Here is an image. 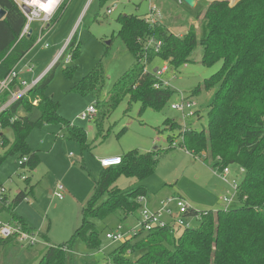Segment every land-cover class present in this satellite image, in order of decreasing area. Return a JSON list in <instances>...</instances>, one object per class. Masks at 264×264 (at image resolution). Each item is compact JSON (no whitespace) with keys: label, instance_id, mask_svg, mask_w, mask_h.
<instances>
[{"label":"trees","instance_id":"trees-1","mask_svg":"<svg viewBox=\"0 0 264 264\" xmlns=\"http://www.w3.org/2000/svg\"><path fill=\"white\" fill-rule=\"evenodd\" d=\"M106 1L101 0V3ZM230 2L235 4L230 5ZM230 2L208 1L196 16L200 20L199 32L192 24L183 35L174 34L160 21L148 22L147 14L118 17L117 35L133 54L135 63L115 83L106 105L115 107L129 96L131 102L141 103L140 113L148 107L157 111L163 109L176 91L170 87L157 88L159 78L153 68L145 72L146 63L160 58L168 61L169 70L178 71L193 62V53L200 45L202 64L212 66L222 60L221 68L203 83L206 90L217 88L208 105V130L197 131L190 125L182 131V123L170 118L164 121V130L172 133L169 135L172 143L176 135H183V147L194 156L212 161L214 168L238 165L241 177L239 206L217 210L192 207L188 214L197 216V226L185 228L179 234L162 226L142 237L135 235L119 243L111 253L114 264H264V0ZM0 7L6 11L0 19V80H3L39 34L33 31L21 35L26 19L14 0H0ZM65 7L66 4L52 22L61 16ZM150 38L161 41L159 52L146 50ZM76 39L77 34L65 54ZM53 69L46 71L26 95L0 113V166L8 156L18 155L19 160L28 157L22 166L34 170L41 159L27 138L33 128L45 123L63 125L67 139L77 141L82 149L90 148L86 130L68 123L58 113L53 97L45 92L53 78ZM103 74L99 65L76 84V89L96 94L104 80ZM21 88L20 79L14 78L9 88L3 90L0 101H6L12 92ZM200 89L201 86L197 87L194 94ZM22 108L29 114L17 115ZM35 111L39 116L33 120ZM3 129L12 132L11 140ZM97 129H101L100 123ZM121 158L120 164L103 167L95 180L94 194L82 209L81 225L73 237L62 244H49L36 264H67L76 239H82L90 248L100 245V232L93 219L104 220L122 211L123 222L140 209L139 197L149 195L148 187L138 185L124 189L115 182L121 176L142 181L153 174L158 166L156 154L133 149ZM25 181L28 185L16 194L7 208L11 210V221L18 222L26 231H35L23 217L14 213L19 202L33 191L30 181L27 178ZM4 200L7 201L6 196ZM39 236L49 239L47 233L41 231ZM17 241L15 237L0 236V249ZM139 250L145 252L133 259L132 254Z\"/></svg>","mask_w":264,"mask_h":264},{"label":"rangeland","instance_id":"rangeland-1","mask_svg":"<svg viewBox=\"0 0 264 264\" xmlns=\"http://www.w3.org/2000/svg\"><path fill=\"white\" fill-rule=\"evenodd\" d=\"M152 1L160 10L156 17L178 35L185 34L192 24L199 32L200 20H197L196 16L210 0H199L200 4L195 7L188 5L184 0ZM115 4L113 12L108 13V8ZM149 5V0H107L104 3H101V0H70L57 30L54 31L67 33L74 21L78 20L77 27L69 39L71 41L77 34L76 41L59 63L53 62L49 66V69L54 68V75L45 92L53 97L58 113L68 123L86 130L90 148L82 149L80 143L67 139L63 125L45 123L42 127L33 128L27 138L30 147L41 159L34 170L30 171L20 165L18 155L8 156L0 166V183L8 190L7 201L0 200V208L3 206L8 210L0 211L2 223H8L11 218V210L7 206H10L18 191L28 185L22 175L27 176L33 186V191L28 193L27 198L19 202L14 210V213L23 217L31 227L47 233L49 238L45 240L42 236L39 237L31 255L42 253L43 248L49 244H62L73 237L81 225L82 209L94 194L95 180L103 170L100 164L101 153L124 155L130 150L138 149L143 153L156 154L158 166L153 174L142 181L121 176L115 182L120 188L147 186L155 203L161 197L181 194L191 207L198 210L227 207L220 200L222 190L217 189L218 185L224 186L225 183L219 177V170L213 167L212 161H205L187 151L182 144L183 135H176L173 143L170 142L169 135L172 133L164 130V121L167 118L177 120L182 117L180 111L171 107L179 102L181 93L192 96L198 105H202V118L192 119L194 128L197 131L203 128L208 130V105L217 88L206 90L203 83L221 68L222 60L212 66L202 64L201 46L198 45L193 53V62L183 65L178 71L169 70L164 76V80L169 81V87L176 93L159 111L148 107L140 113L141 103L131 102L129 96L115 107L106 105L108 94L115 83L135 63L133 54L117 35L120 27L118 17L122 14L143 16L149 12ZM39 26L40 22H33L32 31L28 35L33 31L37 34ZM54 32L35 42L13 68L19 73V79L24 76L29 79L25 80L31 82L32 77H37L51 62L52 56L60 47V44H56L58 40ZM67 58L69 61H66ZM163 64L160 58H156L149 67H162ZM99 65L103 68L104 80L96 94L78 91L76 84ZM199 86L201 89L194 94ZM2 92L0 91V95ZM18 99L13 100L11 94L6 101H0V113ZM90 104L96 105L95 118L82 119L80 114ZM27 114L29 112L22 108L17 115ZM38 116L37 111L32 113L33 120ZM97 123H100L101 129H97ZM2 132L12 137L9 129H3ZM172 136L175 137V134ZM230 171L231 179L240 180L238 165L230 166ZM58 182L64 187L62 199L50 195V190ZM148 202V207L154 209L155 206H150V201ZM239 205L240 201L236 197L228 207ZM139 216L140 210L122 222V211H117L104 220L93 219L100 232V245L90 248L82 239H76L72 251L68 254L67 264H114L111 253L119 243L107 239L106 232L120 224L123 225L124 231L130 230L137 226ZM190 225L195 227L198 221L193 219ZM145 234L146 232H142L138 235L142 237ZM10 250V247L0 249V264L11 263V259L4 258L9 255ZM144 252L145 250H139L131 257L136 260Z\"/></svg>","mask_w":264,"mask_h":264},{"label":"built area","instance_id":"built-area-1","mask_svg":"<svg viewBox=\"0 0 264 264\" xmlns=\"http://www.w3.org/2000/svg\"><path fill=\"white\" fill-rule=\"evenodd\" d=\"M14 2L20 7L26 19L21 35L23 36L30 33V30L32 29V23L38 21L40 22L41 27L38 30L39 36L36 42H39L44 37L46 26L52 23L55 16L59 13V11L62 9L64 4L69 2V0H61L60 4L55 9V11L50 14L42 11L36 0H14ZM42 2H46V0H42ZM149 2H150L149 12L147 13L146 20L151 23H156L157 21H159V19L156 16L160 14V10L153 3L152 0H149ZM115 7L116 4L112 8H108V13H112ZM70 42L71 41L68 40L65 46L59 50L57 56L54 58L52 63L53 62H56V64L59 63V61L67 55L65 54V51L68 45L70 44ZM46 46H48V44ZM160 46H161V41L156 40L155 38H150L147 41V45L145 48L146 50L151 48L155 52H159ZM66 61H69V59L67 58ZM163 62L164 64L162 65V67L157 68L156 72H154L153 69V72L159 78V82H157L155 85L157 88L169 87V81L164 80V76L169 71L168 61H163ZM150 69L152 68L149 67L148 63H146L144 68L145 72L149 71ZM43 75L44 74L38 75L37 77L32 79L31 82H28L27 80L20 78L22 88L11 93L13 100H16L26 95V93L37 84V82L41 79ZM18 76L19 73L15 69H13L7 75V77H5L3 80H0V91L8 89L10 82L14 78H18ZM171 107L172 109L181 112L183 130H186L190 126L189 120L200 118L199 105L197 101L192 98V96H188L185 95L184 93H181L179 102L172 104ZM95 115H96V105L90 104L87 107V109L80 114V117L82 119H94ZM27 160L28 157L26 156L20 159L19 160L20 165H22L23 162ZM121 160H122L121 156H117V155L106 156L100 158V164L102 167H109L120 164ZM218 170H219V177L225 183V185L223 186V194L221 195L220 200L223 201L227 206L226 208H228V206L234 202L236 197H238L240 180H235V178L233 179L230 178V174H231L230 167H225L223 169H218ZM26 178L27 176L22 175V179L25 180ZM6 193L7 190L5 186L0 185V200L2 202H5L4 199ZM52 194L57 198L62 199L64 197V187L58 182L56 184L55 189L52 191ZM139 203L141 204V207L139 209L140 216L138 218L139 222L137 226L131 228L130 229L131 231L130 230L124 231L123 225L120 224L117 227L110 229L106 232L107 239H109L112 242L121 243L133 238L135 235H138L141 232H150L155 227H162V226H166L173 233L179 234L185 228L192 227L190 225L191 220L194 219L197 221V216H189L188 214L190 212V209L192 208L190 203L187 201V199L179 195L167 196L166 198L162 199L159 202V206L155 209L148 207L147 196L139 197ZM0 236L15 237L23 246H32L36 244L39 241V237H40L38 232L26 231L16 221H9L8 223H2L0 221Z\"/></svg>","mask_w":264,"mask_h":264},{"label":"crops","instance_id":"crops-1","mask_svg":"<svg viewBox=\"0 0 264 264\" xmlns=\"http://www.w3.org/2000/svg\"><path fill=\"white\" fill-rule=\"evenodd\" d=\"M69 2H70V0H69ZM69 2H67L66 3V7H67V5H68V3ZM198 4H200L199 3V0H195V6L196 5H198ZM195 6H193V7H195ZM66 7L64 8V11H63V13L62 14H64V12H65V9H66ZM61 14V16H59L54 22H52V23H50L48 26H46V31H45V34H44V36H47L48 34H50V33H52V32H54V31H56L57 30V27H58V25L60 24V21L62 20V17H63V15ZM147 14V13H146ZM160 21V20H159ZM162 24H164L163 22H161ZM77 24H78V20H76V21H74V25L73 26H71L70 28H69V30L67 31V33H66V31H64L63 33H57V32H54L56 35H57V37H56V39L58 40V42H56V44H60V47L58 48V50L54 53V55L52 56V60H51V62L47 65V66H45V68L39 73V75L41 74H44V73H46V71L49 69V66L51 65V63H52V61L54 60V58L57 56V54H58V52H59V50L61 49V48H63L64 46H65V44L67 43V41L70 39V37H71V35H72V33H73V31H74V29L77 27ZM169 30H171L170 29V27H168L166 24H164ZM40 27H41V24H40V26L38 27V30L40 29ZM38 30H37V33H39L38 32ZM172 31V30H171ZM173 32V31H172ZM174 33V32H173ZM185 33H186V31H185ZM178 35H183V34H178ZM160 66H155L153 69L155 70L156 68H159ZM35 71V70H34ZM35 78V76L34 77H32V79H34ZM22 79H27L26 77H22ZM31 79V80H32ZM27 80H29V79H27ZM202 105H200L199 104V112H200V118H202V115H201V113H202ZM179 122H181L182 123V119H177ZM189 124L190 125H192L193 127H194V125H193V122H192V120H189ZM5 133L7 134V132L5 131ZM8 135V134H7ZM9 136V135H8ZM10 140L12 139V137H8ZM121 156V154L119 153V154H117V153H115V154H102L101 153V157L100 158H102V157H106V156ZM103 168V167H102ZM30 179V178H29ZM24 180V179H23ZM26 180V179H25ZM30 181V180H29ZM31 184V183H30ZM0 185H3V184H1L0 183ZM4 186V185H3ZM55 187H56V185L50 190V195L52 196L53 194H52V191L55 189ZM217 189L218 190H222V192H223V186L222 185H218L217 186ZM8 191V190H7ZM20 191V190H19ZM18 191V192H19ZM175 195V194H174ZM176 195H179V196H182V197H184V195H181V194H176ZM167 196H165V197H161V198H159L158 200H157V203H155L154 201H153V199L151 198V196L150 195H148L147 196V199L150 201V206H155L154 207V209L155 208H157V206H158V204H159V202L162 200V199H164V198H166ZM221 197V196H220ZM185 198V197H184ZM186 199V198H185ZM149 203V202H148ZM8 207V206H7ZM6 207H3L2 206V208H0V211H8L7 209H5ZM205 209H207V208H205ZM15 210V209H14ZM9 221H11V218H10V220ZM35 229V228H34ZM36 232H38L39 233V231H37V230H35ZM35 231H30V232H35ZM17 240V239H16ZM18 243L17 244H15V245H8L7 247H5V248H8V247H10V249L12 250H10V253H9V255L7 256V257H5L4 256V258H6L7 260L8 259H11V263L10 264H36L37 262H38V260L40 259V257L42 256V254H43V252H44V250H45V248H43L44 250L42 251V253H39V254H35V256L34 255H31L32 253L31 252H33L34 251V249L36 248V246H37V244H34V245H32V246H23L19 241H17ZM19 247H20V249H19ZM4 248V249H5Z\"/></svg>","mask_w":264,"mask_h":264},{"label":"clouds","instance_id":"clouds-1","mask_svg":"<svg viewBox=\"0 0 264 264\" xmlns=\"http://www.w3.org/2000/svg\"><path fill=\"white\" fill-rule=\"evenodd\" d=\"M39 4V7L45 13H52L60 4L61 0H46V2H42V0H36Z\"/></svg>","mask_w":264,"mask_h":264},{"label":"water","instance_id":"water-1","mask_svg":"<svg viewBox=\"0 0 264 264\" xmlns=\"http://www.w3.org/2000/svg\"><path fill=\"white\" fill-rule=\"evenodd\" d=\"M188 5H190V6H195V0H184ZM235 4V3H234ZM234 4H231L230 3V5H234ZM28 10V9H27ZM5 14H6V11L2 8V7H0V19L1 18H3L4 16H5ZM32 30H30V32H31ZM157 71V68L154 70V72H156ZM242 172H243V169L241 170Z\"/></svg>","mask_w":264,"mask_h":264},{"label":"bare ground","instance_id":"bare-ground-1","mask_svg":"<svg viewBox=\"0 0 264 264\" xmlns=\"http://www.w3.org/2000/svg\"><path fill=\"white\" fill-rule=\"evenodd\" d=\"M237 0H235V2H236Z\"/></svg>","mask_w":264,"mask_h":264}]
</instances>
